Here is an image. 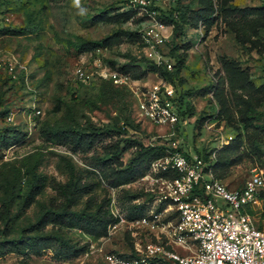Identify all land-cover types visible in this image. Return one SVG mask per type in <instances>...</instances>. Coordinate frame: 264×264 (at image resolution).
Listing matches in <instances>:
<instances>
[{
  "label": "rangeland",
  "instance_id": "rangeland-1",
  "mask_svg": "<svg viewBox=\"0 0 264 264\" xmlns=\"http://www.w3.org/2000/svg\"><path fill=\"white\" fill-rule=\"evenodd\" d=\"M153 1L171 35L151 53L144 17L129 15L127 0H0V59L24 67L15 78L0 70V264H108L101 221L55 213L105 215L114 196L127 213L126 189L139 186L116 178L136 168L140 142L174 139L230 186L253 169L264 175V0ZM85 49L133 79H170L177 135L157 136L169 129L140 119L129 89L78 81ZM122 239L125 248L114 240L105 249L128 251Z\"/></svg>",
  "mask_w": 264,
  "mask_h": 264
},
{
  "label": "built area",
  "instance_id": "built-area-1",
  "mask_svg": "<svg viewBox=\"0 0 264 264\" xmlns=\"http://www.w3.org/2000/svg\"><path fill=\"white\" fill-rule=\"evenodd\" d=\"M127 4L144 17L143 38L151 53L160 49L171 29L156 18L154 1L127 0ZM84 55L73 70L78 81L103 77L127 87L139 118L169 129L157 136L177 135L175 128L181 118L171 81L157 73L152 81L133 79L119 69L106 67L99 53L85 51ZM154 60L164 68L173 67L159 54ZM17 67L24 68L14 57L0 59V70L13 78ZM151 144L163 145L164 152L132 181L140 194L131 203L143 205L144 212L129 218L112 197L109 209L114 220L108 224L107 234L99 238L101 257L108 264H264V175L253 169L240 185L230 186L176 140ZM218 198L225 201L224 206L217 204ZM122 237L131 241L132 250L126 251L129 255L105 249L114 240L125 248Z\"/></svg>",
  "mask_w": 264,
  "mask_h": 264
},
{
  "label": "trees",
  "instance_id": "trees-1",
  "mask_svg": "<svg viewBox=\"0 0 264 264\" xmlns=\"http://www.w3.org/2000/svg\"><path fill=\"white\" fill-rule=\"evenodd\" d=\"M131 12L135 13V12H137V10L134 7H129V10H128L129 15L130 14L131 15L134 14V13L132 14ZM7 30L9 32L13 33V34H20L23 31V28L22 27H17V28L14 27V28H10V29H7ZM85 50L91 51L92 49H90V50L89 49H85ZM261 68H262L261 69L262 70V76L264 77V74H263L264 69H263V67H261ZM158 69L159 68H156V64L152 65L151 68H150V70L155 71V72H157ZM263 77H262V82L264 84ZM171 78H172V76H171ZM164 79L170 81V79H168L167 77H165ZM123 88L128 89L127 87H123ZM175 89H176V87H175ZM175 99L178 101L177 89H176ZM179 115H180V113H179ZM119 128H120V131H125L126 128H127V123H125V122L122 123V125H120ZM6 130L10 131V128H8ZM163 152H164V146L163 145H144V144H142L140 142L139 143V149H138V152H137L139 157H140V161H138V163H137L138 165L136 166V168L134 170L125 168L123 170L124 173L117 176L116 184L126 183V182L129 181L130 177H134L135 176L134 179H136L138 176H140L146 170L149 162L152 159H154L155 157L160 156ZM144 158H146L147 160L144 159ZM131 170H132V172H131ZM130 172H131V175L129 177H126L125 174H130ZM126 193H128L127 196L129 197V205L127 207L128 210H127L126 216L131 218V217L143 214V212H144L143 205H135V204L131 203L132 198L138 196L140 194V192H138V191L132 192V191H128L126 189ZM104 212H105V215L104 214L103 215H98L97 212L85 213L84 211H80V212L79 211H71V212L62 211V212H57L55 214H57L56 216H58V217L67 216V217H69V219H75L76 222H80L83 218H87V219L92 220V221H101L102 222V227H103L101 236H103V235L107 234L108 224L114 220V218H113V216H112V214L110 212L109 206L106 207ZM127 241H128V244H129V248L128 249H129V251H131L132 250L131 241L128 240V238H127ZM116 252L118 253V251H116ZM119 254H121L123 256L129 255V253H127V252H119Z\"/></svg>",
  "mask_w": 264,
  "mask_h": 264
},
{
  "label": "clouds",
  "instance_id": "clouds-1",
  "mask_svg": "<svg viewBox=\"0 0 264 264\" xmlns=\"http://www.w3.org/2000/svg\"><path fill=\"white\" fill-rule=\"evenodd\" d=\"M77 6H79V0H75ZM81 11H83V9H81Z\"/></svg>",
  "mask_w": 264,
  "mask_h": 264
}]
</instances>
